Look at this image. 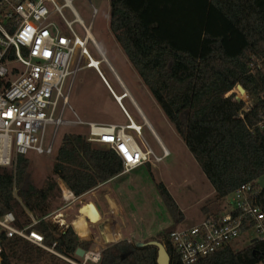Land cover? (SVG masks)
<instances>
[{"label":"trees","instance_id":"trees-1","mask_svg":"<svg viewBox=\"0 0 264 264\" xmlns=\"http://www.w3.org/2000/svg\"><path fill=\"white\" fill-rule=\"evenodd\" d=\"M109 1L114 39L209 180L214 202L264 178V130H252L264 120V100L257 98L264 90V73L253 76L247 70L249 58L263 53L264 0ZM238 85L254 102L244 120L238 115L244 103L233 101L235 95L226 97ZM123 169L113 150L74 134L63 137L53 165L54 175L78 198L120 176ZM29 170L30 161L23 156L15 173L0 168V217L14 212L22 228L29 226L30 219L21 223L26 208L39 221L29 232L42 235L47 247L56 245V252L67 258H74L78 249L88 252L91 242L81 241L71 226L61 230L43 220L57 184L50 180L38 189ZM15 189L23 206L14 197ZM157 189L174 224L182 222L183 213L170 192L163 184ZM172 231L165 233L164 245L171 264H181L169 239ZM4 245L2 264H69L19 237ZM126 245L103 251L99 264H157L156 247L134 245L122 257ZM262 261L264 243H256L241 250L227 246L198 264Z\"/></svg>","mask_w":264,"mask_h":264},{"label":"built area","instance_id":"built-area-1","mask_svg":"<svg viewBox=\"0 0 264 264\" xmlns=\"http://www.w3.org/2000/svg\"><path fill=\"white\" fill-rule=\"evenodd\" d=\"M67 9L74 18L72 21L67 19ZM74 24L85 32L84 37L76 32ZM90 42L101 56L100 60H95L89 51ZM102 63L113 72L71 0H64V4L59 0H0V168L15 173L18 157L51 154L53 145L48 142L49 132L62 126H87V141L113 150L123 162V174L146 165L156 167L169 156L162 144V156L154 151L143 138V126L139 125V130L133 128L134 120L121 102L127 94L116 96L100 70ZM84 69H94L98 73L121 106L128 119L127 125L64 120L68 105L65 95L67 84ZM247 70L253 76L264 73V48L262 54L249 58ZM238 86L226 97L235 95L233 101L244 103L238 113L244 120L252 111L254 102L245 90L241 94ZM257 98L264 100V90ZM255 128L264 130V120L252 130ZM260 180L244 184L232 194L227 199L226 211L209 214L193 227H179L170 233V242L181 264H198L227 246L233 247L244 236L250 245L264 243V205L261 201L264 188ZM59 186L65 202L78 198L63 181L59 180ZM14 197L20 202L16 189ZM32 219L29 226L22 228L14 212L0 217V264L3 263L5 241L15 237L67 260L56 252V245L49 248L42 235L29 232L39 222ZM48 219L43 218L60 225L61 230L69 227L62 213ZM100 259V251L98 254L89 251L85 252L82 260L84 264H98Z\"/></svg>","mask_w":264,"mask_h":264},{"label":"rangeland","instance_id":"rangeland-1","mask_svg":"<svg viewBox=\"0 0 264 264\" xmlns=\"http://www.w3.org/2000/svg\"><path fill=\"white\" fill-rule=\"evenodd\" d=\"M71 1L74 9L84 21L86 27L90 29L93 39L100 47L111 67L126 86L133 91L137 103L153 125L158 137L168 150L169 156L156 167H152L151 165L142 166L129 173L122 174L116 180L115 187L120 191V196L117 194V197L114 196V199L116 202H120L121 208L119 209L111 208L113 205L112 201L105 197L106 193L103 194L101 191L96 195L93 194L94 191L93 193L91 191L85 194H89L85 198H77L67 203L63 200L59 179L53 173V165L57 157V152L62 144L63 137L68 134L87 137L88 127L62 126L58 130L53 129L49 132L48 142L53 145L51 154L43 156L31 155L27 158L30 161L29 171L31 173V183L38 189L45 188L46 182L50 180L57 184V187L50 195L47 205L45 206V210L48 213L44 218H49L48 220H50L53 219L55 215L62 213L65 224L74 229L80 240L91 242V247L88 252L100 251L102 254L103 251L114 246L112 243L119 244L126 241L128 245L120 252V256L125 257L129 250H131V247L136 243L157 241L165 244V233L179 227L190 228L197 225L200 221L201 214L206 215V211L212 208L214 200L212 194L214 190L187 149L184 141L167 120L162 110L151 96L148 88L114 39L109 26L110 1ZM59 2L64 4V0H59ZM65 12L67 19L72 21L74 18L68 9ZM94 19H96V21L92 29L91 26ZM74 29L82 37L85 36V32L80 29L78 24H74ZM88 49L95 60L101 59V56L94 48L92 42L89 43ZM82 65H84V62ZM95 65L94 62L93 66ZM100 70L108 80L116 96L119 98L121 92L118 90L117 80L114 75L105 63L101 64ZM123 93L125 92L123 91L122 94ZM65 95L67 97L70 95V100H68V105L64 114L65 121L77 122L80 119L83 123H94L90 122L91 119L114 118L123 125L128 123V119H126V116H124L116 104V99H113L108 87L94 69L79 71L75 77L68 82ZM121 102L126 107L128 113L133 117L135 126H143V138L151 145L158 155L162 156L163 151L160 145H158V140L155 139L150 128L146 125L145 119L140 116L138 111L137 116H135L128 101L123 102V100H121ZM99 147L109 148L108 146L100 145ZM157 184H163L173 196L174 200H176L184 216L182 222L174 224L175 222L159 194ZM100 196H103L102 199H100ZM98 198L100 199V203L96 202ZM92 202H96L100 206L103 213L102 219L96 223H92L89 217L87 222L92 224V236L90 231L87 236L81 237L75 225H72V222L76 220L78 216L85 214L84 210L90 207ZM20 203L22 204L21 200ZM204 208H206V210H203ZM24 209L26 217L21 216V223H25L27 219H30L32 222L34 214L26 208ZM37 214L40 215L41 213L37 212ZM121 218H123V221ZM81 219L86 221L84 217H81ZM117 220H120L119 223L122 225L121 229L122 232H124V238L120 230V224L119 226L117 224ZM57 226L60 228V225ZM110 226L117 232L120 239L115 238L109 243L108 230ZM89 237L91 239L87 240ZM104 237H107V242ZM249 245L248 238L244 236L233 244V248L241 250ZM65 258L70 260L73 264H84L83 258L81 259L77 255H75L74 258ZM61 259L71 264L69 261L63 258ZM87 264L93 263L88 262Z\"/></svg>","mask_w":264,"mask_h":264},{"label":"crops","instance_id":"crops-1","mask_svg":"<svg viewBox=\"0 0 264 264\" xmlns=\"http://www.w3.org/2000/svg\"><path fill=\"white\" fill-rule=\"evenodd\" d=\"M113 69V68H112ZM113 75H114V77L116 78V83H117V87H118V90L121 92V95H122V92L124 91L126 94H127V96L124 98V100H123V102H125V101H128V104H129V106L132 108V110H133V112H134V114H135V116H137V111L139 112V114H140V116L142 117V118H144L145 119V122H146V125L150 128V130H151V132H152V134L154 135V137H155V139H157L158 140V145H160V144H162L163 145V143L161 142V140H160V138L158 137V135H157V133H156V131H155V129H154V127H153V125L151 124V122L148 120V118L146 117V115L143 113V111H142V109H141V107L139 106V104L137 103V101H136V99H135V97H134V93H133V91H131V89H129L127 86H126V84L121 80V78L116 74V72L114 71V69H113V72H111ZM72 88H73V86H72ZM110 92V91H109ZM110 94L112 95V97H113V99L115 100V98H114V96H113V94L110 92ZM70 95H71V93H70ZM70 95L68 96V100H70ZM115 102H116V104L118 105V107H119V109L121 110V112L124 114V112H123V110H122V108H121V106L118 104V102L115 100ZM124 106V105H123ZM124 108L126 109V107L124 106ZM128 112V111H127ZM77 116V115H76ZM124 116H125V114H124ZM132 117V116H131ZM133 118V117H132ZM126 119H127V117H126ZM134 120V119H133ZM90 122H94V123H98V124H113V125H117V126H124V125H127V124H122L120 121H116L114 118H109V119H91V121ZM164 146V145H163ZM165 147V146H164ZM166 148V147H165ZM123 174V173H122ZM121 174V175H122ZM120 175V176H121ZM120 176H118V177H116V178H114V179H112L111 181H109V182H107V183H105V184H103V185H101V186H99L98 188H96V189H94L93 191H94V193H93V191H92V193L94 194V195H96L97 193H99L100 191L101 192H103V194L104 193H106V195H105V197L106 198H109L110 199V201H112V203H113V205L111 206V208H117V209H119V208H121V205H120V202H116L115 201V199H114V196H116L117 197V194L120 196V191L119 190H117V188L115 187V183H116V180L120 177ZM214 190V189H213ZM89 195V194H88ZM88 195H84V196H82V197H79V199H82V198H85L86 196H88ZM212 196L215 198V191L213 192V194H212ZM102 197L103 196H100V199H102ZM100 199L98 198V199H96V202H99L100 203ZM176 201V200H175ZM215 201V199L213 200V205H212V208L208 211H206L205 213H206V215L205 214H201V217H200V221L201 220H203L204 218H205V216H207V215H209V214H219V213H222V212H224V211H226V207H227V199L226 200H224V201H222V202H214ZM96 202H92V205H94L95 207H96V209H97V211L99 212V214H100V218L102 217V210L100 209V206L98 205V203H96ZM204 210V209H203ZM104 212V211H103ZM81 217H84V219L87 221L88 220V218H89V216H87V214L85 213V214H82L81 216H78L77 217V219L76 220H74L73 222H72V224L74 225V223L76 222V221H78ZM121 220L123 221V218H121ZM199 221V222H200ZM120 222V220H117V224H118V226H119V223ZM198 222V223H199ZM89 223V222H88ZM90 224V231H91V236H92V229H91V223H89ZM121 224H120V230H121V233H122V235H123V238L125 237L124 236V232H122V229H121ZM90 236V237H91ZM87 238V240L89 239H91V238ZM86 240V241H87ZM116 244V243H115ZM114 243H112V245H115Z\"/></svg>","mask_w":264,"mask_h":264},{"label":"bare ground","instance_id":"bare-ground-1","mask_svg":"<svg viewBox=\"0 0 264 264\" xmlns=\"http://www.w3.org/2000/svg\"><path fill=\"white\" fill-rule=\"evenodd\" d=\"M68 7L70 6V2H67ZM135 122V121H134ZM133 128L136 130H139L140 127L133 125ZM84 212L87 214V216L90 217L92 220V223L98 222L100 219V214L97 211L96 207L94 205H91L90 207H87ZM73 225V224H72ZM76 229L79 231V234L81 237H85L89 234L90 232V227L89 223L87 221H84L83 219H79L74 223ZM106 242H107V237H104ZM115 238L120 239V236L117 234V232L110 226L108 230V242L110 243L113 241ZM95 254H98L99 251H93Z\"/></svg>","mask_w":264,"mask_h":264},{"label":"water","instance_id":"water-1","mask_svg":"<svg viewBox=\"0 0 264 264\" xmlns=\"http://www.w3.org/2000/svg\"><path fill=\"white\" fill-rule=\"evenodd\" d=\"M238 90L241 94L244 93V89L240 85L238 86ZM260 183H261V186L264 188V179H261ZM135 246L138 248L156 247L157 248V264H171L170 255L166 249V246L163 243L157 242V241H151L147 243H136ZM76 255L80 258H83L85 255V251L82 249H78L76 252Z\"/></svg>","mask_w":264,"mask_h":264},{"label":"flooded vegetation","instance_id":"flooded-vegetation-1","mask_svg":"<svg viewBox=\"0 0 264 264\" xmlns=\"http://www.w3.org/2000/svg\"><path fill=\"white\" fill-rule=\"evenodd\" d=\"M95 21H96V19H94V21H93V23H92V29H93V27L95 26Z\"/></svg>","mask_w":264,"mask_h":264},{"label":"snow or ice","instance_id":"snow-or-ice-1","mask_svg":"<svg viewBox=\"0 0 264 264\" xmlns=\"http://www.w3.org/2000/svg\"><path fill=\"white\" fill-rule=\"evenodd\" d=\"M8 115H10V113Z\"/></svg>","mask_w":264,"mask_h":264}]
</instances>
